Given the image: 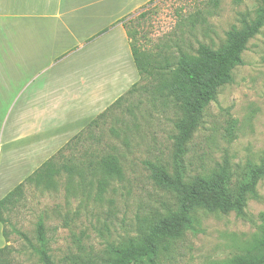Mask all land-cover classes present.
<instances>
[{
  "label": "rangeland",
  "instance_id": "obj_1",
  "mask_svg": "<svg viewBox=\"0 0 264 264\" xmlns=\"http://www.w3.org/2000/svg\"><path fill=\"white\" fill-rule=\"evenodd\" d=\"M260 6L261 0H147L122 17L131 42L147 57L149 71L140 76L131 63L120 95L53 155V173L40 183L22 179L23 195L2 211L10 246L4 264H42L20 235L39 246L40 221L54 264L102 263L111 245L138 242L145 218L176 208L175 196L152 179V164L174 174L178 162L190 180L210 175L227 160L235 190L249 165L264 161V27L249 41L243 64L233 70V82L221 86L205 108L182 156L176 155L174 144L181 111L158 88L169 76L168 71L158 73L166 61L175 66L181 52L196 54L201 43L223 48L227 32L253 20ZM77 51L72 48L65 57L75 60ZM63 58L57 66H66ZM16 67L23 71L20 64ZM24 70L26 90L0 96V145L6 143V122L7 131L20 105L33 96L35 67L26 65ZM107 155L119 158L122 177L103 172L101 160ZM246 205L243 216L197 209L194 229L171 240L156 262L209 264L246 252L264 222V178Z\"/></svg>",
  "mask_w": 264,
  "mask_h": 264
},
{
  "label": "crops",
  "instance_id": "obj_2",
  "mask_svg": "<svg viewBox=\"0 0 264 264\" xmlns=\"http://www.w3.org/2000/svg\"><path fill=\"white\" fill-rule=\"evenodd\" d=\"M146 2L0 0V96L9 90L19 95L25 89V66L35 67L32 98L2 130L7 134L0 145V200L120 95L131 63L139 73L120 20ZM72 48L78 49L75 60L65 57ZM60 57L66 66H57ZM5 245L0 221V248Z\"/></svg>",
  "mask_w": 264,
  "mask_h": 264
},
{
  "label": "trees",
  "instance_id": "obj_3",
  "mask_svg": "<svg viewBox=\"0 0 264 264\" xmlns=\"http://www.w3.org/2000/svg\"><path fill=\"white\" fill-rule=\"evenodd\" d=\"M120 22L124 24L125 19ZM262 27H264V0H261V6L253 20L245 21L242 27H232L227 32V42L223 48L213 49L201 43L196 54L181 52L174 63L175 66H172L170 61H166V65L161 66L162 70L158 73L163 74L164 71H168L169 76L162 79L158 86L159 91H164L166 97L181 111V116L175 121L177 133L174 144L177 156L185 153L186 143L198 128L205 108L216 100L219 88L233 82V70L243 64V52L247 49L249 41L260 33ZM131 49L140 76L148 73L149 64L145 54L132 42ZM53 163V158L44 162L26 178V182L34 180L40 183L44 176L53 173L55 167ZM179 167L180 164L176 162V171L170 174L161 164L151 165L152 179L175 196V209H170L167 214L154 216L152 219L145 218L141 227L142 236L138 242L129 241L121 246L111 245L108 257L102 263L85 260L81 264H132L135 261L159 264L156 261L161 251L169 248V242L179 238L184 231L194 229V212L197 209L221 213L235 212L243 216L249 197L257 196L258 184L264 178V161L258 165H249L235 190L230 186L231 173L227 160L210 175L196 176L190 180L185 179ZM101 168L111 177L123 175L120 160L115 155L103 157ZM24 184L21 182L1 198L0 221L3 224V209L23 195ZM37 232L39 240L37 247L26 234L20 233V235L35 249L42 264H54L48 252L42 221L38 223ZM4 236L8 243L5 227ZM9 250L8 244L0 248V264L5 263L3 257ZM209 264H264V222L261 233L250 242L246 252L222 262Z\"/></svg>",
  "mask_w": 264,
  "mask_h": 264
}]
</instances>
